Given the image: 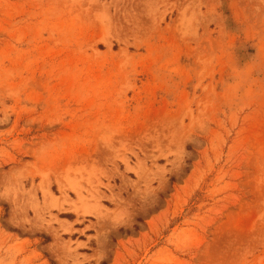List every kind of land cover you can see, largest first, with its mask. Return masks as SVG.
Instances as JSON below:
<instances>
[{
  "label": "rangeland",
  "instance_id": "1",
  "mask_svg": "<svg viewBox=\"0 0 264 264\" xmlns=\"http://www.w3.org/2000/svg\"><path fill=\"white\" fill-rule=\"evenodd\" d=\"M0 264H264V0H0Z\"/></svg>",
  "mask_w": 264,
  "mask_h": 264
}]
</instances>
